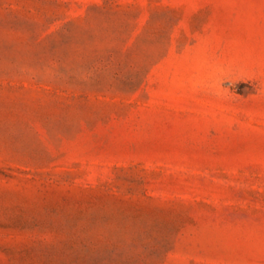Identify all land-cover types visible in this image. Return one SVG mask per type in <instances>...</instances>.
<instances>
[{
  "label": "rangeland",
  "instance_id": "rangeland-1",
  "mask_svg": "<svg viewBox=\"0 0 264 264\" xmlns=\"http://www.w3.org/2000/svg\"><path fill=\"white\" fill-rule=\"evenodd\" d=\"M0 264H264V0H0Z\"/></svg>",
  "mask_w": 264,
  "mask_h": 264
}]
</instances>
